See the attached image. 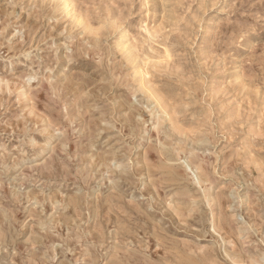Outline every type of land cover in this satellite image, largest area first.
Here are the masks:
<instances>
[{
  "label": "rangeland",
  "instance_id": "374dc122",
  "mask_svg": "<svg viewBox=\"0 0 264 264\" xmlns=\"http://www.w3.org/2000/svg\"><path fill=\"white\" fill-rule=\"evenodd\" d=\"M0 264H264V0H0Z\"/></svg>",
  "mask_w": 264,
  "mask_h": 264
},
{
  "label": "bare ground",
  "instance_id": "6f19581e",
  "mask_svg": "<svg viewBox=\"0 0 264 264\" xmlns=\"http://www.w3.org/2000/svg\"><path fill=\"white\" fill-rule=\"evenodd\" d=\"M141 73V72H140Z\"/></svg>",
  "mask_w": 264,
  "mask_h": 264
}]
</instances>
